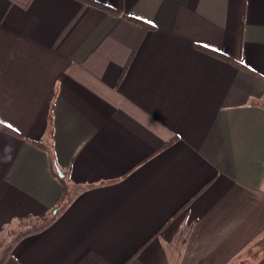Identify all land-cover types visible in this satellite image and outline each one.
Segmentation results:
<instances>
[{"label":"crops","instance_id":"crops-1","mask_svg":"<svg viewBox=\"0 0 264 264\" xmlns=\"http://www.w3.org/2000/svg\"><path fill=\"white\" fill-rule=\"evenodd\" d=\"M32 220L0 264H264V0H0V240Z\"/></svg>","mask_w":264,"mask_h":264},{"label":"rangeland","instance_id":"rangeland-1","mask_svg":"<svg viewBox=\"0 0 264 264\" xmlns=\"http://www.w3.org/2000/svg\"><path fill=\"white\" fill-rule=\"evenodd\" d=\"M40 223L38 221H26V222H21L18 227H15L14 229H9L8 233L5 232V234L3 235V238L0 240V247L2 245H6L9 243V240H11V238L13 237V235H19L22 233H25L27 231L33 230L35 228H37V226Z\"/></svg>","mask_w":264,"mask_h":264},{"label":"trees","instance_id":"trees-1","mask_svg":"<svg viewBox=\"0 0 264 264\" xmlns=\"http://www.w3.org/2000/svg\"><path fill=\"white\" fill-rule=\"evenodd\" d=\"M108 10H110L111 12H114V13L119 14L118 11H115V10H112V9H108ZM50 151H51V150H50ZM52 164H53V166L56 168V170H58L59 166H58L57 161H56V159H55V157H54L53 154H52Z\"/></svg>","mask_w":264,"mask_h":264},{"label":"water","instance_id":"water-1","mask_svg":"<svg viewBox=\"0 0 264 264\" xmlns=\"http://www.w3.org/2000/svg\"><path fill=\"white\" fill-rule=\"evenodd\" d=\"M58 173L60 176H64V172L60 168H58Z\"/></svg>","mask_w":264,"mask_h":264}]
</instances>
